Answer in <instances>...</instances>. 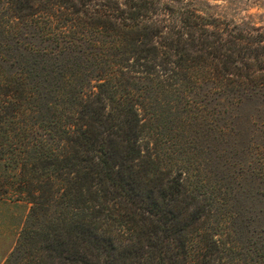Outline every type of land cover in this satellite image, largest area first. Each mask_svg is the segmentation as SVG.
<instances>
[{"label": "trees", "instance_id": "1", "mask_svg": "<svg viewBox=\"0 0 264 264\" xmlns=\"http://www.w3.org/2000/svg\"><path fill=\"white\" fill-rule=\"evenodd\" d=\"M112 2L6 0L0 197L28 201L32 220L5 264H212L235 252L204 230L218 207L220 222L233 218L226 189L187 193L190 171L170 176L141 142L157 104L188 108L202 84L229 99L255 83L264 38L195 10L155 19V0ZM20 46L51 60L46 78L33 63L8 69Z\"/></svg>", "mask_w": 264, "mask_h": 264}, {"label": "rangeland", "instance_id": "2", "mask_svg": "<svg viewBox=\"0 0 264 264\" xmlns=\"http://www.w3.org/2000/svg\"><path fill=\"white\" fill-rule=\"evenodd\" d=\"M115 1L112 4L124 5V0ZM6 7V0H0V17ZM165 8L195 10L222 26L264 38V0H155V19L162 18L160 11ZM8 61V69H17L19 61L24 66L25 62L33 63L35 72L45 78L52 66L49 58L23 46ZM11 62L15 63L13 67ZM259 68L258 63L252 66L255 83L240 82L237 89L243 92H231L229 99L210 90V84H202L192 94L196 104L188 108L173 102L157 104L158 119L149 120L146 116L149 130L141 142L143 148L149 149L154 158L157 153L163 159V171H169L170 176L180 170L190 171L184 175L187 193L205 191V198L210 199L212 193L226 189L229 197L221 210L229 209L233 218L228 225L220 222L217 206L205 219L204 230L215 231L216 240L234 244L236 253L226 260L217 258L212 264H264V71ZM94 83L95 79H91ZM203 108L208 111V119L202 116ZM152 174L162 176L155 171ZM30 209L26 200L0 197V264L16 259L20 236L32 220Z\"/></svg>", "mask_w": 264, "mask_h": 264}]
</instances>
